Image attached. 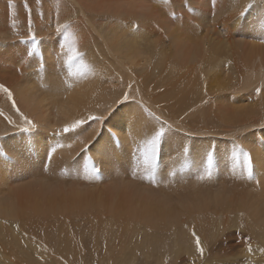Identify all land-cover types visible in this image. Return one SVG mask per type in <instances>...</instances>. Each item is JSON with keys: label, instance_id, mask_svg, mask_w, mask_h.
I'll use <instances>...</instances> for the list:
<instances>
[{"label": "bare ground", "instance_id": "6f19581e", "mask_svg": "<svg viewBox=\"0 0 264 264\" xmlns=\"http://www.w3.org/2000/svg\"><path fill=\"white\" fill-rule=\"evenodd\" d=\"M47 1H48L47 3H50V5H51L54 0H47ZM56 1L57 0L54 1L53 6L57 7V8H59V7L63 8L65 3H68V5H69V3H71L70 8L68 6V8H66L65 10H64V8L60 9V10H63V11H61L62 13H60V15H62L61 16L62 22L68 23L69 20L71 21V19H72V20H74V22L77 21V23L79 25H80L79 22L86 24V29L88 27V29L90 30V31L89 30L86 31L85 27H83L84 29L79 28L80 30L83 29V31L85 30L86 32H88L89 36L87 37V35H88L87 33H86L87 35H84L85 32H83L84 34L80 33L81 34L80 36L84 35L88 39L85 37V40L83 41V42L86 41L85 44L82 42L83 39L80 40L78 38V39H76V41L82 42V44H80V45H82V47L78 46L79 49L81 48V50H79V49L78 50L84 54L85 63L89 65V67L91 68V71L85 77H83L82 79H79V80H76L75 78H72L70 76H65L63 74L65 77V79L63 77V79H64L63 80V79H59V77H60L59 73H58V79L54 78V75L51 78L46 77L45 73L47 75V71H46V69H48V67H47L44 70L45 72L43 73L44 74V76H43V82L44 83L43 84L46 87L45 91L47 93V94H45L44 98H42V99L38 98L37 99V97L32 95L31 92H29V90L22 92V93L20 91H18L17 95L21 98L22 103L24 101V103L26 104L25 106L28 107L29 112L32 113L37 118L36 120H42L44 118L43 120H45L44 122H46L51 117L54 118L53 122H52V119L50 121L52 126L54 127V129L49 128V130H55L58 127H64L66 124L72 123L75 119L84 118L85 116H87L90 113H94V114L103 113L104 118L107 119L108 114L111 117V115H110L111 112L114 113V112L118 111L117 113H115V115L120 116L123 113H125L128 109L132 108L134 110L135 109L134 107H138L137 111L134 110V113L131 112L132 110L130 111L134 115L133 116L129 115L130 118H128L129 122H128L127 126L123 127L124 126L123 121H122V120H124V119H122L123 117L119 118V120L115 123L114 127H116V128L118 127L119 129L117 128L118 131H116V133L112 134L111 138L113 139L114 138L113 135L116 134L115 138L116 139L118 138L117 142L119 141V139H121V142H119V144L121 143L120 145H122V146L120 147L119 144L115 145L117 142L114 143L115 147L117 146L116 147L117 149H115L116 151L111 156L105 155L104 152L102 151L103 146L105 145L102 141V140H104V139H102V137H100L102 140H99V138L97 137L99 142H94L96 144V149H94V151H95L94 153H97V155L91 153V152H93L92 147H91L92 149H90L91 151H88L89 153L92 154V155H90L91 157L95 158L97 156L96 157L97 160H98V154L100 155L99 157L106 156V159H105V157H103L104 160L106 161L108 159L111 162L110 164L114 165L113 161H116L118 158L124 159L126 157L125 158L126 161H129L127 159L128 158L127 154L130 153V151H131L130 147L132 148L133 144H138L139 146H142L144 141L146 139H148V138H146L147 133L146 134L142 133L143 135H145V137L142 136V134H141V132H142L141 127H143L144 123L146 124L145 121H146L147 117L151 118V116L148 115V113H147L148 116L144 113L146 110L144 109L145 110L144 111L142 109L143 107L145 108V105H146L147 108L152 109L153 112L152 111L151 112H152V114L154 113L153 114L154 116L156 114L157 117L160 118L159 120L155 121L156 122L155 126L159 127L161 122H166L168 125H174L177 127V130H175L176 131L175 133H177V135L172 134L173 136H169V137H167L168 135H166V137L168 138V141H167V145L165 144L166 146L163 147V150L165 153H167V150L169 152L173 151L172 153H174L173 155L176 157L174 159L175 164L172 168H174L175 173L181 172V173H179L181 175H182V172H184V173L187 172V171H185L186 169L189 168V170H190V164L192 165V168H194L195 165L203 163V161H204L203 158H205V157L202 158L201 156L200 157L202 159L201 158L199 159V157L196 158L195 154H193V152L191 154H189L191 152V150L195 149V148H192V145L190 144V139L192 138V134L194 132H197L199 135L208 134V133H210V135H213V137H212L213 139H210L209 141H203V142L205 144H207V146H206V147H208L207 149H209V147L211 146V143L215 145V146H213V148L211 150H213V152L215 153L216 159H217L216 155H218L217 153L220 152V154L222 155L225 152L224 150H227L229 147H231V144H230V146L228 145L229 142L225 141L224 139H223L224 141H221L218 138V136H226V135L230 136L231 134H233L234 133L233 127H231L230 130L223 132V131H221L222 126H223V124L228 126V125L233 124L234 122H239L238 117H240L241 114H240V112H237V109L234 108L233 106H231L230 109H228L229 110L228 111L224 107L225 105L223 106L222 104H220L222 102L219 101V98H222V97H219V95L223 94L224 92L227 93L226 91H230V90H233V91L236 90L238 92H242V91L254 92L256 87H258V86L262 87L264 85V43L261 42L262 40H264V26H261L260 20H259L260 13L262 11H264V0H260L259 3L255 4L253 6V10H251L250 13L247 14V15H249L248 17L253 19L252 20L253 26H251L250 30H253L257 33V34H255L253 32L254 36L250 35V36H252V39H253L252 40L253 45H251V43H250L251 46H249V47H251V50H249L250 48H248L247 50L252 51V52L250 55H247V56L242 55V52L244 54V51L246 50V48L244 49V51L242 50V47L243 48L245 47V46H242L244 43L243 44L234 43L233 42L234 40L232 41V36L228 35V34H224L223 37L221 36L222 33L220 32L219 24L216 23L217 22V16H213V18L211 20H204V21L201 20V18H200L201 21L198 19L199 22L198 23L196 22L197 24L195 25L194 22L193 23L189 22V20L186 21V17L187 18L189 17L186 15L184 17L185 20L184 19L183 20H181V19L176 20L175 19L174 21H169V20H167V18H165L166 20L163 21L164 19L162 18V16L165 15L163 12L160 13V17H158L153 12L151 13L150 11H149L150 13L141 12L142 11L141 8L139 11V9L136 8L135 3H133V2H132L133 4L131 3L132 5H134L135 8L133 6H131V4H129L130 0L129 1L127 0L128 4L127 3L122 4L121 2H123V1H120V0H70L71 2H65L68 0H63V2H62V0H58L57 1L58 3ZM60 1L62 2L63 6L61 5ZM208 1L209 0H207L206 2H208ZM219 1H221V0H218V2H217L218 5L220 4ZM43 2H45V1L43 0ZM172 2H173V0H172ZM224 2L221 4V6L223 4H225L226 7H227V5H228V7L230 6L228 8L229 10H231L232 8L235 10V8L238 6L242 7V6L246 5L247 0H227V2H228L227 4H226V1H224ZM43 4H45V3H43ZM43 4H40V5H43ZM58 4H60V5H58ZM0 5H1V3H0ZM4 5H6V4H4ZM180 5H181V3H180ZM189 5L190 4H188L187 6H189ZM208 5H209V3L207 4V6ZM53 6H48V7H53ZM195 6H198V5H195ZM138 7H142V6L139 5ZM224 7L225 6H223L222 9H224ZM1 8H3V7H1ZM37 8H40V6ZM46 9L48 10L47 7H46ZM52 9L55 10L54 8H52ZM142 9H143V7H142ZM180 9H182V8H180ZM188 9L190 10V8H188ZM228 9H226V10H228ZM60 10H58V11L55 10L56 14ZM193 10H195V9H193ZM238 10H239V8H238ZM7 11H8V9H7ZM43 11L44 10H42V12ZM173 11H174V9H173ZM181 11H183V10H181ZM198 11H199V9H196L194 11V12H196L195 13L196 15H197ZM207 11L209 12V10H207ZM223 11L224 10H222V12ZM235 11H237V10H235ZM190 12H192V10ZM49 13H50V11H49ZM49 13H48V15H49ZM162 13H163V15H161ZM183 13H184V11H183ZM202 13H204L203 10H202ZM9 14L10 13H8V15ZM46 14H44V15H46ZM206 14H208V13H206ZM209 14H210V12H209ZM223 14H225V13H223ZM1 15L2 14H0V17H1ZM5 15H7V14H5ZM5 15H3V16H5ZM15 15L17 16V15H19V13L15 14ZM221 17H222V15H221ZM221 17H219V18H221ZM1 18L3 19L4 17H1ZM159 18H160V20H162V19L163 20L160 21ZM224 18L225 17H223V20H224ZM238 18H235V19H238ZM195 19H197V17H195ZM195 19H193V20H195ZM6 20H7V18L5 17L4 21H6ZM44 20H47V19L45 18ZM226 20H227V16H226ZM238 20H240V18ZM11 21H14V20H11ZM11 21H8V22H11ZM232 21H235V20L232 19ZM247 21H245V24ZM42 22H43V20H42ZM71 22H72V24H74L73 21H71ZM133 22H135L136 24H139V26H140L139 29L136 30L135 32H133L131 30V25ZM70 23H69V25H70ZM224 23H226V22H224ZM230 23H228V24H230ZM233 23L236 25V23L238 24L240 22H236V23L233 22ZM3 24H2V26H5V23H3ZM83 24H82V26H83ZM249 24H251V23L249 22ZM82 26H79V27H82ZM220 26H221V24H220ZM239 26L240 25L238 24V28H239ZM5 27H7V25ZM225 27H227V25H225L224 28ZM245 27L246 28H243V29L248 30L247 24ZM7 28H6V30H7ZM224 28L222 27L223 30H224ZM230 28H232V27H230ZM230 28H229V30H230ZM45 29L48 30L47 27ZM3 30H4V27H3ZM6 30H4V32ZM237 30H239V29H237ZM242 30H240V32ZM250 30H248V31H250ZM6 32H9V31H6ZM224 32H226V31H224ZM233 32L234 31H232L231 34H233ZM238 32L239 31H237V33ZM245 32H247V31H245ZM9 33H11V31ZM241 33L243 34L244 31ZM248 33L249 32H247V37L249 38L250 36H248L249 35ZM244 34H246V33H244ZM12 36L13 35H11L9 37V35H8V37L13 40L14 38ZM43 36H44V32L42 35H40V37L44 38L45 36L44 37ZM84 36H82V37H84ZM77 37H79V35ZM244 37H246V36H244ZM45 38H47V37H45ZM11 39L9 41H12ZM47 39H50V37ZM51 39H50V41H51ZM13 41H12V43H13ZM235 41H236V39H235ZM3 42H5V41L3 40L2 43ZM244 42H245V40H244ZM2 43H0V44H2ZM15 45L18 46V44H15ZM51 45H52L51 47L53 49L54 46H53V44H51ZM8 48L9 47L7 45V49ZM12 48L14 50L13 46H12ZM46 48H47V46H46ZM7 51H4L5 55H4V52H2V54L4 55L3 58L6 57ZM9 51H11V49ZM16 51H17V49H15L14 52L12 51V53L8 52L9 56L7 55V57H9V60L12 61V59H14V57H12L11 54L15 53ZM58 51H56V52H58ZM17 52H16L15 59L18 61L19 57H18ZM49 53H50V51H47L48 55H52L51 54L52 51L50 54ZM13 56H14V54H13ZM19 56H21V55H19ZM17 57H18V59H17ZM43 58H45V57H43ZM61 58L63 59V57H61ZM53 59H56V58L53 56ZM16 60L14 61V63L16 62ZM2 61H1V63H2ZM4 61H6V60H4ZM61 61H63V60H61ZM53 62L58 63V59L55 61L53 60ZM3 63H6V62H3ZM8 63L9 62L7 61L6 64H8ZM10 63L13 65L14 68H17V69L20 68V66H21V65L20 66L18 65V67H17L18 63L17 64L15 63L16 65L14 66L13 61ZM26 64L31 69V67L28 65V62ZM26 64H24V66L26 67V71H27L28 67L26 66ZM29 64L33 65L34 63L32 64V62H31ZM3 65H4V67H3ZM8 65L10 66V64H8ZM49 65H51V64H49ZM59 65H61V63ZM0 67L4 68V69L0 68L3 71H5V69H7V68L9 69V67H7V68L5 67V64H2ZM13 67L11 66L12 73L14 71ZM34 67H36V66L34 65ZM53 67L57 68L54 65H52V67L50 66V68H53ZM21 68L18 69L20 75H21L20 72H23V69H24V68H22V71H21ZM66 68H63V67H61V69L58 68V72L60 70V73L66 74L67 73ZM224 68H225V71L227 72V74L230 73V76H228L229 78H221L222 75L225 74V73L223 74ZM33 70L31 72L27 71V74L29 73V75L27 77L30 79H32V76L30 75V73H33L34 72ZM48 70H50V69H48ZM51 70L49 72H51ZM55 70L57 71V69H55ZM61 70H65V72L64 71L61 72ZM38 72H39V70H38ZM52 72H54V70H52ZM3 73H0V76H2L1 74H3ZM36 73H37V71H36ZM36 73H34V74H36ZM39 73H41V71ZM39 73L36 74V76L39 75ZM5 74H8V72L7 73L5 72L3 74V76H5ZM15 74H16V69H15ZM43 74H41V76ZM50 74L52 75V73H50ZM50 74H48V75H50ZM227 74H225V75L227 76ZM20 75L19 76L16 75V76L20 78L21 77ZM24 75H25V73H24ZM22 77H23V75H22ZM24 77L26 78V75ZM19 78H17V79L20 80ZM28 78H26L25 80H27ZM33 78H34L33 83L38 84L37 82H40V81H37L38 78H36L35 76ZM30 79L27 80V81H29V83L32 81V80L30 81ZM35 79L37 82H35ZM235 79L237 80L238 83L236 82ZM18 80H17V82H19ZM23 80H24V78H23ZM39 80H40V78H39ZM233 80H235V82H236L235 84H234ZM25 83H21V84L18 83V84L21 87L22 84H24V86H25ZM69 85H71V87H69ZM128 85H131V90H129V88L127 87ZM36 87H37V85H36ZM41 87H43V86H41ZM22 88H23V85L20 89H22ZM38 88L39 87H37V90H38ZM18 89H19V87H18ZM27 89H29V88H27ZM30 90H31V88H30ZM42 90H44V89L42 88ZM45 91L43 93H45ZM124 92L129 93V99L128 100H130L135 94H139V98L141 99L140 103H142L141 109L144 112L140 111L141 109L138 105L135 106L136 104L132 105V103H130L128 105L130 108H128L126 106L128 109L125 106L119 107L120 104L124 101L123 97H122V93H124ZM38 93H40V92H38ZM261 93H264V92L262 91ZM253 97H254V95H253ZM236 98L237 97H235V99ZM252 101H253V99H252ZM147 102L151 103V105L148 104ZM243 105L244 104H242V106ZM248 105H249V103L247 105L245 104V106H248ZM17 107H18V105H17ZM118 107H119V109H118ZM153 107H155V108H153ZM10 109L12 110V108H10ZM246 109H248V108H245V110ZM249 109H251V107H249ZM257 109H259V108H257ZM8 110L9 109H7V111ZM13 110L15 111V109H13ZM251 110L253 111V107ZM7 111H6V113L9 112V111L8 112ZM12 111H10V113H9L10 115L8 114L9 118H10V116L13 117V115H11V114H13ZM51 112H52L53 116H51ZM127 112L129 113V111H127ZM193 112H196V114H194ZM30 113H29V117L30 116L33 117L32 115H30ZM244 113H246V115L248 114V112H246V111H244ZM257 114H259V112ZM153 115H152V117H154ZM182 117H183V119H182ZM251 117H252V115H251ZM11 118H10V120H11ZM14 118H16V117H13L12 120H14V122H15V120L17 118L16 119H14ZM262 119H261L262 121L261 120L260 121L264 124V118L262 117ZM43 120L41 122H43ZM0 121L4 122L3 119L2 120L0 119ZM19 121L20 120L17 119L16 122L19 123ZM109 121H111V120H109ZM113 121H112V123H114ZM35 122L36 121H34V123ZM147 122H148V120H147ZM152 122H154V118H153ZM4 123H3V125L0 124V126L2 125V127H0V128H2V130L0 129L2 131V132L0 131V135L3 132L7 131L6 130L7 128L5 129V127H3V126H5L6 124H9V123L8 122H4ZM36 124L38 125L37 126L38 128L35 127V129L33 128L29 131L31 133L32 130H35L34 134L37 131L36 132L37 135H35V136L33 133H31V136H33L35 138H37L38 136L40 137L39 134L41 131L39 132L37 129L42 128L43 130L45 129L44 131H46V129L48 130V128H45V127H47V126H45V124H44L45 127L42 124L39 125V122ZM109 125H112V124L110 123ZM8 126H12V125H8ZM8 126L6 125V127H8ZM39 126H42V127H39ZM248 126L249 125H247V127ZM25 127H27V126H25ZM97 127H99V125ZM8 128H9L8 130L13 132V130H11L10 127H8ZM120 128H124V129L122 130ZM219 128L221 130H218ZM97 129L99 130V128H97ZM97 129H96V131H98ZM106 129H108V128H106ZM112 129H113L112 131L114 132L115 128H112ZM171 129H172V127H171ZM119 130H120V132L122 130L123 133L126 134V138L123 136H122L123 138H120V136H118L120 134ZM166 130L170 131V129H168L167 127H166ZM171 131H174V130H171ZM12 132H10V133H12ZM38 132H39V134H38ZM103 132H102V135L104 134ZM117 132H118V135H117ZM256 133L258 135L259 131ZM260 133H261V131H260ZM261 134H259V135H261ZM120 135H122V134H120ZM210 135H207V136H210ZM66 136H68V135H66ZM91 136H93V135H91ZM81 137L82 138H79V137H77V138L75 137V138L79 141L80 139L84 138V134ZM87 137H89V135ZM171 137L173 138V140L171 139ZM241 137H242V135H241ZM262 137L263 136H261V138H260L261 140L263 139ZM103 138H105V137H103ZM124 138H125V141H124ZM257 138H258V136H257ZM90 139H91V137H90ZM93 139H95V137ZM93 139H91V140H93ZM246 139H248V138L244 137L241 139L243 141V144H245L244 142ZM259 140H256V141L258 142ZM2 141H4V140L2 139L0 141V143H1L0 145L5 146V145H2V143L5 144V142H7V141L6 140H5V142H2ZM11 141L8 140L9 143ZM19 141L23 142L24 140H18L17 143ZM64 141H65L64 143L62 142L63 147H67L68 144L71 145L73 143H75V145L81 144L80 142L79 143L71 142V144H70L71 139L69 137L67 139H65ZM106 141H107V139L105 140V142ZM173 141H174V143H173ZM34 142H35V140H29V143H31L30 144L31 147L29 146L30 147L29 151L32 148H34ZM125 142L129 143L130 145L127 144L125 147V144H126ZM259 142L264 143L263 140L259 141ZM27 143H28V141L26 143L24 141L23 144L25 145V147L23 144H22L23 146L22 145L21 146L26 148ZM45 144H46V142H45ZM50 144L48 141V144H46V145L51 146ZM182 144H186L189 146V150L186 153V155H185V153H183V151L181 149ZM7 145H9V144H7ZM10 145H11V143H10ZM12 145L13 146H9V147L7 146L8 148L6 146L5 147L8 150L10 147L11 148L15 147L14 146L15 144H12ZM69 145H68V147H69ZM78 145L71 146L70 148L74 149ZM138 145H136V146H138ZM246 145H247L246 148L250 149L253 153L260 151V145H259V148H254V149H253V146L249 142ZM21 146H20V148H21ZM47 146H45L44 149H42V150H49V148L46 149ZM118 146H119V149H121L120 150L121 152L118 150ZM123 146L126 150H128V153H126V154L124 153L127 151H124L125 149L124 150L122 149ZM5 147H3V149ZM18 147H15V148H17L19 153H21V152L23 153L24 150L26 152V150L28 149V148H26L20 152L19 151L20 149H18ZM63 147H61V148L63 149ZM80 147L81 146L79 145L78 148H80ZM82 147H83V145H82ZM200 147H201V149L199 148L200 150L205 148V146H203V148H202V146H200ZM70 148H68L69 150L64 149L63 153L65 151H68V154H70L71 152H69V151H73ZM78 148H75L74 151H77ZM136 149H137V147L135 149H132V150L135 151ZM12 150H14V148L11 149V152H12ZM15 150L13 151V153H17V151H15ZM79 150H81V149H79ZM79 150H78V152H79ZM9 151H10V149H9ZM55 153H57V152H55ZM58 153H59V150H58ZM63 153L61 151V154L59 155V157L61 155L63 156ZM89 153L87 154V156L89 155ZM134 154L135 153L133 152V155ZM187 154H188V156H187ZM39 155L42 156L41 152ZM43 155H45V153ZM74 155L75 154H73V155L71 154L69 157L74 156ZM64 156H68V155L64 154ZM158 156H160V155H158ZM184 156H187L186 160H184V158H185ZM59 157H58V159H59ZM69 157H68V159H69ZM189 157L190 158H194V157L196 158L194 160L192 159V161H194L193 162L194 164L192 162L190 164L188 163ZM218 157H219V159H221V161L216 162V164L214 163L215 167L218 166V168H219V164L223 160L222 158H225V157L227 158L225 163L227 164V162H229V161L231 163V160H228V158H229L228 156H225V157L221 156V158H220V155H219ZM54 158H57V155H55ZM83 158H84V156L80 157V159H83ZM87 158L88 157H85L83 160V163L85 165L81 164L82 162H80V163L78 162L79 163L78 166H80V165L81 166L83 165L82 167H87V165L93 166L92 165L93 163L90 164V161L92 159L89 157L88 159H91V160H88V162H87V160H86ZM159 158H162V157L160 156ZM159 158H158V160H159ZM2 159H3V156L0 157V160L3 162V160L5 158L3 160ZM38 159L39 158L37 157V160ZM65 159H63V160H65ZM74 159H75V157H74ZM96 159L95 160L93 159V161H94V163L97 164V165L96 164L95 165L98 167V162ZM41 160H39L40 161L39 164L42 161H44V159L42 161ZM85 160L87 163H85ZM102 160L103 159H101V158H99V160H98L99 166L105 168L104 171L101 173H103V174L107 173V178L110 177V179L112 177H115V176H113L114 174H111L112 177L108 176V172H110L108 170L109 167L107 166L108 169H106L107 167L105 166L108 163L106 164V162H107L106 161L105 165H104L103 164L104 162L102 163ZM1 161H0V163H2ZM6 161L9 162L8 160H4V163H2L3 165L1 166V164H0V166L3 168L5 165L7 167V164H9L8 167L12 168L10 166L11 163H7ZM52 161H54V160H52ZM78 161H81V160H78ZM93 161H91V162H93ZM126 161H123V162L126 163ZM224 161H225V159H224ZM10 162H12V161H10ZM66 162H68V161H66ZM66 162H64V163H66ZM71 162H72V160L70 161V164L73 163V162L72 163ZM205 162H206V160H205ZM37 163H38V161H37ZM37 163L36 164L34 163L36 165V167H37ZM222 163H223V165H221ZM222 163L220 164V166H221L220 169H222V167H224V166H225V168H226V166H229V165L224 164V162H222ZM39 164H38V167H39ZM75 164H77V162ZM75 164H73V166L72 165L69 166L68 163H66L64 165L65 167L63 166V168H65V170H69L68 166L70 167V170H69L70 173L68 171L62 170V172L64 171V175H65L64 177H68L69 174H71L73 172L74 174L77 173V174H75V175H77V177H78V175L83 177L84 182H85L86 181L85 176H84L85 172L84 173L82 172V171H85L84 170L85 168L81 171L82 173L79 172V174H78L80 167L77 169L78 171L76 170L77 171L76 172L74 170L75 168H73ZM101 164H103L105 167ZM127 164H128V162H127ZM157 164H158V161H157ZM157 164L155 166L156 170L158 168H160V166L158 165L159 166L158 167ZM53 165H51V166H53ZM123 165H125V164H123ZM57 166H58V164H57ZM38 167H37V169H38ZM75 167L77 168V165H75ZM117 167H119V166L117 165ZM120 167H123V166H120ZM120 167L117 168V170H119ZM127 167H128V165H127ZM127 167H123V169L125 168V171L128 169V171L132 172V170L130 168H127ZM134 167H135V165H134ZM134 167H132V168H134ZM57 168H59V167H57ZM66 168H68V169H66ZM88 168H90V167H88ZM103 168H101V170ZM112 168H113V172L116 173L117 170L114 171V169H116L115 166H113ZM3 169H5V167ZM3 169L0 168V171H2V172H0L1 174L3 172H5V171H3ZM71 169H72V171H71ZM143 169L144 168L142 166V169L139 170V173ZM169 169H170V166H169ZM215 169H214V172L215 171L218 172V176L223 177L224 173L222 174L221 172H224L225 170L224 171L220 170L221 172H219V169H216V170ZM19 170H21V169L16 168L17 172H20ZM28 170H29V168L27 169V171ZM49 170H50V168H49ZM120 170L122 171V169H120ZM120 170H119V172H120ZM16 171L14 172L15 175L13 176V179L16 176V179H14V180H19V179L21 180V178L17 179L18 178L17 176H19L20 174L17 173ZM58 171H59V169H58ZM105 171H107V172H105ZM125 171H124V173H125ZM174 171H171V172L174 173ZM200 171H202V170H200ZM8 172L10 173V175H7V174H9ZM8 172H7V174L5 172V175H7L8 178L12 177L13 170L8 171ZM66 172H68V174H65ZM136 172H138V170ZM142 172H144V170ZM191 172H192V170H191ZM194 172H193V174L196 173V172L195 173ZM29 173L31 174V170H30V172L29 171L27 172V174H29ZM50 173H52V171ZM80 173L83 174V176ZM101 173H97L98 175L97 174L96 175L101 177V175H102ZM118 173H117L116 179L114 180V184L117 185V182H118V185L121 186L122 184L120 185V183L123 182L122 180L125 179V181H126V176H125L126 173L124 174V173L120 172L121 176ZM161 173L162 172H160V171L158 172V174H161ZM220 173L222 175H219ZM1 174H0V177H1ZM25 174L26 173H24V174L22 173V175H20V176L21 177L23 176L24 179H26L27 175L25 178V176H24ZM45 174L47 175L48 172ZM123 174H124L125 178H124ZM155 174H156V172H155ZM2 175H4V173ZM32 175H33V173H32ZM66 175H68V176H66ZM109 175H110V173H109ZM127 175H129V174H127ZM131 175H132V173H131ZM227 175H229V174H227ZM4 176L1 177L2 179L0 178V183L8 181V185H9V183L11 184L10 179H12V178L8 179L6 176L5 177ZM34 176L37 177L36 174ZM58 176L59 175H57L56 177H58ZM70 176H72V175H70ZM95 176H94V178L97 181V179H96L97 176L96 177ZM104 176L106 177V175H104ZM104 176L102 175V178H100L103 180L99 181V179H98L99 182L98 181L97 182L98 183H100V182L102 183V181L105 182ZM119 176L120 177L123 176L122 179ZM141 176H143V175H141V173H140V177H139L140 179H141ZM144 176H145V174H144ZM156 176H155V180H156ZM165 176H166V174H165ZM184 176L186 177V175H184ZM215 176H217V173L215 174ZM218 176H217V178L220 179V177H218ZM29 177L31 178V176H29ZM81 177L78 181H76L75 180L76 178L74 179L73 177H72L73 179L70 177H69V179L76 181V184H78V185H75V184L74 185L77 187L80 185L81 182H83ZM3 178L4 179L7 178V179L3 180ZM118 178L121 179L120 183H119ZM128 178H130V176ZM157 178H159V175ZM175 178H176V176H175ZM188 178H190V176ZM13 179H12V181L14 183L15 181ZM52 179H56V178H52ZM58 179L60 181V178H58ZM91 179H93V178H91ZM91 179H90V181L92 182ZM117 179H118V181L116 182ZM160 179H162V178H160ZM182 179H183V177H182ZM184 179H187V178H184ZM216 179H215V181H216ZM61 180H63V179L61 178ZM65 180L68 181V179H64V181ZM163 180H165V179L163 178ZM193 180L194 179H192L191 181H193ZM233 180H235V181H233ZM233 180L231 178V182L232 181L233 182L228 183V185L234 184L235 186L238 187V185H236L237 179L233 178ZM38 181H40V180H37V182L36 181L35 182L38 183ZM45 181L43 183L47 182V184H48V181H46V182ZM79 181H80V183H78ZM108 181L109 180H107V182ZM131 181H133V180H130V182ZM226 181L228 182V179H226ZM35 182H32V183H35ZM84 182L81 184V185H85V187L83 188L84 190L82 192L86 191L85 189H86L87 185H86V182H85V184H84ZM88 182H89V179H88ZM88 182H87V184L89 185L90 182L89 183ZM193 182L197 183L198 181H196V179H195V181H193ZM5 183H3L4 186H5ZM25 183H26V185L28 184V182H25ZM25 183L23 182V184H25ZM29 183L31 184V181H29ZM54 183H56V182L54 181ZM66 183H68V182H66ZM92 183L97 185V183H95V182H92ZM92 183H90V184L92 185ZM111 183L109 185H107V188H108V186L110 187ZM212 183L209 180L208 184H212ZM263 183L264 182H262V184ZM3 184H0V186H2ZM40 184H41V181H40ZM47 184H45V185H47ZM61 184H62V182H61ZM94 184L92 185V188H91L93 191L97 190L94 188V187H97V186H94ZM103 184L104 183H102L101 185L103 186ZM131 184H132V182H131ZM173 184H175V183L173 182ZM177 184H179L178 187L181 185L180 183H177ZM185 184H184V186H186ZM188 184L186 187H188L190 190V186H188ZM197 184H199V183H197ZM215 184L216 183L214 182L212 185H214L216 187ZM237 184L240 185V183H237ZM247 184L249 186L246 185L247 188H245L244 185L241 183V186L243 185L242 186L243 190H244V188H245V190H247L248 187L250 188V186H252L251 182H249ZM262 184H260V185H262ZM21 185L22 184H20V186ZM154 185H155L154 188L158 187V185H156V184H154ZM225 185H226V183H225ZM9 186L6 185L5 187L9 188ZM20 186L17 185L16 187H20ZM50 186H53V185L50 184ZM111 186H114L113 183ZM145 186H147V185L145 184ZM208 186H210V185H208ZM211 186H210V189L213 188V186H212V188H211ZM16 187H15V190H16ZM47 187H49V186L47 185ZM76 187H74V188H76ZM79 187H77V188H79ZM128 187H130V185ZM169 187H171V186H169ZM198 187L199 186L193 187L192 190L188 191V192L186 191L188 189H185V188L183 189V187L182 188L179 187L180 191H181V189H183V190H185V192L183 194H181L180 191L176 189V191H178V193H180V196H178L179 194L177 195V192H176L175 194L178 197H176L175 199H173L171 196L165 195V194L130 192V193H128V196H127L128 197V203L126 205H123V203L121 204L118 201V199H119L118 196L122 195L121 193H125V191H123L124 189L123 188H122L123 190L110 189L111 192L109 191V195H112V201L115 203H112L109 206H105L104 202L101 199H99V196H97L95 198L89 197V200L88 199L86 200V199H84L85 196L80 192L53 193V192H48L46 190L36 191L32 188H27V187H26L27 189L25 191H23L25 193L17 194L18 192L10 191V190L7 192H0V264H184V263L190 264L192 257L196 255L195 249H194V243H193L192 237H191V231L193 230V228H194L195 232L197 233V235L201 238V241H202V243L206 249L204 258L211 255L212 260H214L213 262L208 263V264H213L214 262H215V264H222V263L225 264V261H227V260H230V262L228 264H235V262L237 260H239L241 257L246 258V260H252L254 262V264H259L260 258L262 256L258 255L259 252L255 251V249H257L259 247H264V203H263L264 193L261 192L262 190H264V188H261V190H259L257 192H255V191L260 187H258L257 189H253V190H255V191H253V193H252V190H250V191L248 190L249 192H247L245 190L244 191L241 190L239 193L240 195H238L239 197L237 196L238 198H236L235 197L236 195H233L234 189H232V188L231 189L229 188L230 191L233 190L232 192H230L231 194H229L228 192H227L228 194H226L225 191L223 193V191L220 190L218 186H217L218 189L216 192H215V190L217 187L216 188L214 187V189H212L210 192V191H208L209 188H207L205 186V190L207 188V192H205V193L203 192V188L200 189ZM252 187H251V189H252ZM254 187H257V186H254ZM2 188H3V186H2ZM11 188H12V186H11ZM77 188H76V190L75 189L74 190L80 191L82 189V186L80 187L81 188L80 190H77ZM103 188H105V186ZM239 188H240V186H239ZM0 189H1V187H0ZM3 189H5V188H3ZM3 189H2V191H3ZM60 189H61V187H60ZM69 189L71 190V188H69ZM240 189H242V188H240ZM226 190H228V189L226 188ZM71 191H73V190H71ZM169 191H172V190H169ZM213 191L215 193L211 194ZM88 192H86L85 195L88 194ZM96 192L94 194H96ZM234 192H236V191H234ZM238 192L239 191H237L235 194H238ZM241 192H243V194L246 195V198L240 197L241 195H243ZM251 193H252V195L249 196ZM247 194H249V195H247ZM20 195H26L24 197L25 202L21 203L20 201H18L20 198ZM90 195H91V193H90ZM231 195H233L234 197H232ZM90 198H94V199H90ZM17 225H19V228H20L19 232H17V230H16ZM185 225H187V227H185ZM230 230H236V231L238 230L237 234H239L238 233L239 231L241 233H240V235L236 234L237 236H235L232 234V232ZM227 231H228V233H227ZM25 233H27V237L24 236ZM32 237H35L34 242L31 240ZM247 237L251 238L252 246L254 249V253L251 256H249L247 254L246 246L243 243V238H247ZM25 243L28 245L27 248L24 247ZM45 247L47 248L46 252L43 251V248H45ZM223 251H226V252H224L226 254V256H223V258H221V257L216 258L217 254L223 253ZM228 252H230L229 256L227 255ZM38 255L43 256V261L37 259ZM183 256L188 257V258L183 259L182 258ZM79 260H82V262L80 263ZM201 261H202L201 259H197L196 264H198ZM238 264H244V263H238Z\"/></svg>", "mask_w": 264, "mask_h": 264}, {"label": "rangeland", "instance_id": "374dc122", "mask_svg": "<svg viewBox=\"0 0 264 264\" xmlns=\"http://www.w3.org/2000/svg\"><path fill=\"white\" fill-rule=\"evenodd\" d=\"M1 2V5H0V14H2L1 15V17H6L7 18V22L6 21H4V18L2 19L1 17H0V43H2V41L4 40L5 42H3L2 44H0V63H1V61L4 59V60H6V61H2V63L0 64V66L2 65V64H5V67L7 68V67H9V69L7 68V69H5V71H3V70H1V69H4L3 67H4V65H3V67H0L1 69H0V73H7L8 72V74H5V76H3V74H1L2 76H0V85H4L5 87H7L10 91H12V93H13V95H14V99L16 100V102L18 103L17 105H18V108L23 112V114L28 118V119H31V121L34 123V121H36L34 124H36V123H38L39 122V125L40 124H42L43 126H44V124H45V126H47V127H45V128H48V130L46 129V131H44L42 128H40V129H37L39 132H40V134H39V132H38V134L40 135V137L38 138H35V137H33V136H31V133H33L34 134V131L35 130H32L31 131V133L29 132V131H23L22 129L25 127V126H27L28 127V125H26L25 123H24V121L20 118V116L17 114V112L16 111H14L13 110V108L11 107V102L10 101H8L7 100V98H6V95L4 94V93H2V92H0V113H2V115H0V119L2 120H4V122H8L9 120H10V118L12 117V116H10V118H9V113H10V111H12V113L13 114H11V115H13V117H16L17 119H19L20 121H19V123H17L16 121H17V119L16 118H14V119H16L15 120V122H14V120H12L13 119V117L11 118V121H12V123L10 124L9 122V124H6L7 126L8 125H12V126H8V127H10V129L11 130H13V132L12 131H10V130H8L9 128L8 127H6V125L5 126H3V127H5V129L7 130H5L4 128V130L6 131V132H3L1 135H0V141L3 139L4 141H2V142H5V140L7 141V142H5V144H3L2 143V145H7V144H9V145H7L8 147L9 146H13L12 144H15L14 146L15 147H18V149H20L19 151L21 152L22 150H24V149H26V148H28L27 150H26V152H25V150H24V152L22 153H19L18 152V150H17V148H15V147H13L14 148V150L15 151H17V153H13V151L14 150H12V152H11V149H13V148H9L10 149V151H9V149L7 150V148L5 147V146H1L2 148L3 147H5L3 150H4V153H5V155L7 156V157H9V159H8V161L9 162H7V163H11L10 164V166L12 167V168H9L8 167V165L9 164H7V167H6V165L4 166L5 167V169H3L1 166L3 165L2 163H4V158L5 157H3V162L2 163H0L1 164V166H0V168L1 169H3V171H5L6 172V174H7V172L8 171H12L13 170V175H12V177H9V178H12L13 179V176L15 175L14 174V172L16 171V168H20L21 170H19L20 172H17V173H19L20 175H22V173L24 174V173H26L24 176H25V178H26V175H27V178L26 179H24V177L22 178L20 175L19 176H17L18 178L17 179H19V178H21V180L19 179V180H14V179H16V176H15V178L13 179L15 182L13 183V181H12V179H10V181H11V184L9 183V185H8V181L5 183V182H2V183H0V184H3V183H5V186L7 185V186H9V188L8 187H5L4 186V184L2 185L3 186V188H5V189H3L2 188V186H0L1 187V189H0V192H7V191H15V192H18L17 194H19V193H25V192H23V191H25L27 188H32V189H34V190H36V191H38V190H46V191H48V192H53V193H75V192H80V193H82L84 196H85V198L84 199H88L89 200V197H97V196H99V199H101L103 202H104V205L105 206H109L110 204H112V203H115V202H113L112 201V195H109V191H110V189H115V190H123V191H125V193H121L122 195H119L118 196V201L122 204L123 203V205H126L127 203H128V193H130V192H137V193H151V194H155V193H157V194H165V195H169V196H171L173 199H175L176 197H178V196H180V193L181 194H183L184 192H185V190H183L184 188L185 189H188V190H186L187 192L188 191H191L192 190V188L193 187H197V186H199L198 188H200V189H202L203 188V192L205 193V192H207V188H209V190L208 191H210L211 192V190L212 189H214V185H212L214 182L216 183L215 185H216V187L218 186L219 187V189L220 190H222L223 191V193H224V191H225V193L226 194H231L230 192H232L233 190H231L230 191V189L232 188V189H234V191H239L238 192V194H235L236 192H234L233 191V195H236L235 197L236 198H238L239 196L238 195H240L239 193H240V191L241 190H243V185H244V187L245 188H247V186L246 185H248L247 183H249L250 181H241L239 178H235V179H237V182H236V185H238V187L237 186H235L234 184H231V185H228V183H232L233 181H235V180H233V178L232 177H230V175H227V174H229L228 173V171L226 170L227 169V166H226V168H225V166L224 167H222V169H220V164L222 163V162H224V164H226L225 162H226V160H227V158L225 157V156H228V157H230V149L229 148H231V147H229L227 150H224L225 152L221 155L220 154V152L219 153H217L218 155H216L217 156V159H216V157H215V153H214V163L216 164V162H220L221 161V159H219V155H220V158H221V156L222 157H225V158H222L223 160H222V162L219 164V168H218V166H216L215 168L216 169H219V172H221L220 170H225L224 172H221L222 174H223V177L222 176H218V172H216L217 173V176L218 177H220V179L219 178H217V176H215V172H214V175H213V179L212 180H210L211 181V183L212 184H208L209 183V180L207 181V180H205V181H200V180H198L196 177H197V174L199 173V171L200 170H203V166H204V164L206 163L205 162V160H206V156H205V150H208L207 148L208 147H206L207 146V144H205L203 141H209L210 139H213L212 137H213V135H210V133H208V134H202V135H199L197 132H194L193 134H192V138L190 139V144L192 145V148H195L194 150H191V152L189 153V154H191L192 152H193V154H195V157L197 158V157H199V159L202 157H205V158H203V163H201V164H198V165H195L194 166V168H192V165L190 164L191 162L193 163L194 161H192V159L194 160V159H196L195 157L194 158H188L189 160H188V163L190 164V170H189V168L188 169H186L185 171H187V172H182V175L184 174V175H186V177L183 175H181V174H179V173H181V172H179V173H175V171H174V168H172L173 166H174V164H175V157L176 156H174L173 154L174 153H172L173 151H171V152H169L168 150H167V153H165L164 152V150H162V155H160L162 158H159L160 156H158V158H159V160H158V158H157V161H158V164H157V161H156V164H157V166L159 165L160 166V168H158L157 170L155 169V172H156V174H155V172H154V175L156 176V181L158 182V187H156V188H154V184H152V182L151 181H149L148 179H145L144 178V174H145V172H142L143 170H141V175H143V176H141V179L139 178L140 177V173H139V170L140 169H142V166H141V168H138V169H136L135 167H134V165H133V167L134 168H130L131 170H132V172H130V171H128V169L125 171V168L123 169V167H127V162L128 161H126V157L124 158V159H122V158H118L116 161H113L114 162V165H112V164H110L111 162L107 159L106 161L104 160V158L103 157H105V159H106V156H103V157H99L100 155L98 154V160H99V158H101V159H103L102 160V163L105 165V162H106V164L107 165H105L106 167L108 166L109 167V169H108V167L106 168V169H108L110 172H108V176H111L112 177V175L111 174H114L113 176H115V177H112L111 179H110V177L109 178H107V173L106 174H103V173H101V172H103L104 171V169L105 168H103V167H100L99 166V161L96 159V157L95 158H93V157H91L90 155H92V154H96L97 155V153H94L95 151H94V149H96V144L94 143V142H96L97 140H98V138H99V140H102V139H104V140H102L103 141V143L105 144L106 142H105V140L107 139L108 140V138L109 137H111V135L112 134H114V133H116V131H118V129L116 128V127H114V125H115V123L119 120V118H121V117H123L122 119H124V120H122L123 121V124H124V126L123 127H125V126H127V124H128V118H130V116L129 115H131V116H133L134 114H132L131 112H133L134 113V110L135 111H137V108L138 107H134L135 109L133 110L132 108L131 109H128V108H130L128 105L130 104V103H132V105H134V104H136L135 106H139L140 107V109H141V104L142 103H140L141 101V99L139 98V94H135L130 100H127V101H123L121 104H120V106L119 107H126L127 109V111H129V113L126 111L125 113H123L122 115H115V113H117V112H111L110 113V115H111V117L109 116V114H108V120L107 119H105L104 120V123L103 124H97L96 122H94V121H90V122H88L87 124H85L83 127H85L86 129H87V131L84 133V140L87 142V144H88V146H89V151H91L90 149H92V151L93 152H91V153H89V152H87V154L89 153V155L87 156V154H85V153H83V151H82V149H83V147H82V145L81 144H79L81 147L80 148H78L79 147V145L78 144H76V145H78L77 147H75V148H78V150L79 149H81V150H79V152H78V150L77 151H74V149H71L70 147H68V145H67V147H63V149L61 148V147H58L57 148V145H60V144H62L63 145V143L65 142L64 140L65 139H67L68 137L71 139V141H70V144H71V142H76V143H79L80 142V140L78 141L76 138V136H73L72 134H63V133H61V134H57V132H56V129H58V128H63V127H58V128H56L55 130H49V128H51V129H54V127L52 126V124H51V119H52V122L54 121V118H52L51 116H53L52 115V112H51V118L49 119V120H47L46 122H44L45 120H43V122H41L42 120H36L37 118L32 114V113H30L29 112V110H28V107L27 106H25L26 104L24 103V101H23V103H22V100H21V98L17 95V92L18 91H20L21 93L22 92H25V91H28L29 90V92H31V94L32 95H34L35 97H37V99L39 98V99H42V98H44V96H45V94H47L46 93V87H45V85L43 84L44 82H43V76H44V72L45 71H41V73H39L40 72V69H39V65H40V62H41V60L43 59H45L44 61H46V66H45V69L48 67V69H52V70H54V72H52V70H51V72H49L50 70H48V69H46V71H47V75H46V73H45V76L46 77H52L53 75H54V78H56V79H58V73H59V79H63V77H64V75L65 76H68V75H66L65 73H60V70H59V72H58V68H60L61 69V67H63V68H66L67 67V65L66 64H64L63 63V61H61V60H63L62 58H59L58 59V63L60 64L61 63V65H59L58 63H56V62H53V60L55 61V60H57V53H59L60 52V49H59V47L58 46H56V44H55V42L57 41V39H59L60 40V42L62 43L63 42V37H62V35L61 36H57V34H56V32H55V28H56V22L57 21H59L60 23H66V22H62V15H60V13H62L61 11H63V10H60V9H63L64 8V10L66 9V8H68V6H69V8H70V6H71V3H69V5H68V3H65V5H64V7L63 8H57V7H54L53 6V4H54V1H53V3L50 5V3H47L48 1L47 0H44L45 2H43V3H45V4H43V5H40V4H36L35 2H34V0H11V3H13L14 5H15V8L14 9H11V8H9V3H10V0H0ZM58 1V0H57ZM56 1V2H57ZM120 1H123V2H121L122 4L123 3H127L128 1L127 0H120ZM147 3H146V2ZM187 1V2H186ZM173 0V2H172V0H130L129 1V4H131L132 2L133 3H135L136 4V8H138L139 9V11H140V8H141V12H145V13H155L158 17H160V13L161 12H163L165 15L164 16H162V18L164 19H162L163 21H165L166 19L165 18H167V20H169V21H174L175 19L176 20H178V19H181V20H185V15L186 16H189L188 18L186 17V21H188L189 20V22H194V24L196 25L198 22H199V20H200V18H201V20H211L212 18H213V16H217V22L216 23H218L219 24V27H220V32L223 34H221V36L223 37L224 36V34H228V35H231L232 36V41L234 42V43H240V44H243L242 46H245L244 48L242 47V50L244 51V49L246 48V52L244 51V54H243V52H242V55H245V56H247V55H250L251 54V52L252 51H249V50H251V47H249V46H251V45H253V43H252V36H250V35H253V32L255 33V34H257L255 31H253V30H250L251 29V26H253V24H252V18H250V17H248L249 15H247L246 14V16H244L243 18L242 17H240L239 16V10H241V8L242 7H234L235 8V10H237V11H235L232 7V9L231 10H229L228 8L230 7H228V5H227V7H226V5L225 4H223L222 6H221V4L224 2V1H226V4L228 3L227 2V0H221V1H219L220 2V4L218 5V0H214V7H212L213 6V0H209L208 2H206L207 0ZM194 1V2H193ZM196 1V2H195ZM223 1V2H222ZM62 2H63V0H62ZM62 2L60 1V3H61V5H62ZM65 2H71L70 0H68V1H65ZM139 2V3H138ZM141 2V3H140ZM149 2V3H148ZM172 2V3H171ZM191 2V3H190ZM222 2V3H221ZM58 3V2H57ZM132 3V4H133ZM175 3V4H174ZM180 3H181V5H180ZM187 3V4H186ZM209 3V5L207 6V4ZM225 3V2H224ZM4 4H6V5H4ZM64 4V3H63ZM128 4V3H127ZM131 4V6H133L134 7V5H132ZM177 4V5H176ZM188 4H190L189 6H187ZM201 4V5H200ZM58 5H60V4H58ZM139 5H141L142 7H143V9H142V7H138ZM195 5H198V6H195ZM6 6V7H5ZM40 6V8H37V7H39ZM48 6H53V7H48ZM57 6V5H56ZM63 6V5H62ZM149 6V7H148ZM194 6V7H193ZM223 6H225L224 7V9H222V7ZM1 7H3V8H1ZM46 7L48 8V10L46 9ZM187 7V8H186ZM205 7V8H204ZM17 8V9H16ZM52 8H54L55 10H60L57 14H56V12H55V10H51ZM135 8V7H134ZM180 8H182V9H180ZM184 8V9H183ZM188 8H190V10L188 9ZM192 8V9H191ZM217 8V9H216ZM238 8H239V10H238ZM7 9H8V11H7ZM146 9V10H145ZM173 9H174V11H173ZM177 9V10H176ZM193 9H199V11L197 12V15L195 14L196 12H194L195 10H193ZM219 9V10H218ZM226 9H228V10H226ZM10 10V11H9ZM42 10H44L43 12H42ZM144 10V11H143ZM159 10V11H158ZM181 10H183L184 11V13H183V11H181ZM192 10V12H190ZM202 10H203V12L204 13H202ZM207 10H209V12H210V14H209V12L207 11ZM218 10V11H217ZM222 10H224L223 12H222ZM7 11V12H6ZM12 11V12H11ZM41 11V12H40ZM49 11H50V13H49ZM52 11V12H51ZM150 11V12H149ZM207 11V12H206ZM232 11V12H231ZM251 11V10H250ZM4 12V13H3ZM13 12H15V14H17V13H19V15H15V16H13L12 15V13ZM174 12V13H173ZM219 12V13H218ZM222 12V13H221ZM229 14H228V13ZM8 13H10L9 15H8ZM29 13L31 14V18H32V28L36 31V34H37V38H38V41H43V44H38V51L36 52V53H33V55L32 56H30V57H27V61H26V63L28 62V65L31 67V69L34 71L33 73H30V75L32 76V79H30V78H28L27 76L29 75V73L27 74V71H29V72H31L32 70L27 66V64H26V66L28 67L27 69V71H26V67L25 66H23L22 68H24L23 69V72H20L21 73V75L19 74V70L18 69H20L21 68V64L18 62L19 61V59H18V57H20L19 55H21L20 53V51H21V48H24V49H29L30 50V41H29V43H23V41H25V40H27L28 39V37H27V20H28V16H29ZM42 13V14H41ZM47 13V14H46ZM48 13H49V15H48ZM55 13V14H54ZM163 13L161 14V15H163ZM183 13V14H182ZM206 13H208V14H206ZM223 13H225V14H223ZM5 14H7V15H5ZM44 14H46V15H44ZM54 14V15H53ZM222 15V17H221V15ZM238 14V15H237ZM3 15H5V16H3ZM43 15V16H42ZM48 15V16H47ZM224 15V16H223ZM226 16H227V20H226ZM236 16V17H235ZM195 17H197V19H195ZM199 17V18H198ZM219 17H221V18H219ZM223 17H225L224 18V20H223ZM240 18V20H238L239 18ZM20 20H19V19ZM47 19V20H44V19ZM229 18V19H228ZM235 18H238V19H235ZM242 18V19H241ZM250 20H248V19ZM193 19H195V20H193ZM199 19V20H198ZM222 19V20H221ZM232 19L233 20H235V21H232ZM244 19V20H243ZM2 20V21H1ZM11 20H14V21H11ZM18 20V21H17ZM42 20H43V22H42ZM159 20H160V18H159ZM162 20H160V21H162ZM193 20V21H192ZM198 20V21H197ZM200 20V21H201ZM252 24H249V22ZM8 21H11V22H8ZM71 21H73L74 22V20H72L71 19ZM70 20H69V22H68V24L71 22ZM226 22V23H224V22ZM244 21V22H243ZM245 21H247L246 22V24H247V28H248V30H250V31H248V30H246V29H243V28H246L245 26H246V24H245ZM15 22V24H16V27H13V23ZM197 22V23H196ZM221 22V23H220ZM223 22V23H222ZM231 22V23H230ZM233 22H240V23H238L240 26H239V28H238V24L236 23V25L233 23ZM3 23H5V26L7 25V27L9 28H7V27H5V26H2V24ZM80 23V25L77 23V21H75L74 22V24H72V22L70 23V27H71V31H72V33H73V35H74V37L76 38V39H83L82 40V42L85 40V37L86 36H84V35H87V37L89 36V33L88 32H86L87 30H89L88 29V27H87V29H86V24H83V23H81V22H79ZM228 23H230V24H228ZM79 26H82V24H83V26L82 27H79ZM220 24H221V26L224 28V26L225 25H227V27H225L224 28V30L222 29V27L220 26ZM234 24V25H233ZM4 25V24H3ZM51 25V26H50ZM199 25V24H198ZM197 25V26H198ZM51 28H49V27ZM232 27V28H230V27ZM236 26V27H235ZM3 27H4V30H6V28H7V30L6 31H11V33H9V32H4V30H3ZM47 27V29L48 30H46L45 28ZM83 27H85V30L83 31ZM79 28H83V29H79ZM229 28H230V30H229ZM234 28V29H233ZM233 29V30H232ZM237 29H239V30H237V31H239L238 33H237V31L236 30ZM243 29V30H242ZM45 30V31H44ZM234 31L233 32V34H231L232 33V31ZM240 30H242L241 32H243L244 31V33H246V34H242L241 32H240ZM44 32V36L45 37H47V38H49L50 37V39H51V41H50V39H47V38H45L44 36V38H41L40 37V35H42L43 34V32ZM90 31V30H89ZM224 31H226V32H224ZM245 31H247V32H249L248 34V36H250L249 38L247 37V32H245ZM83 32H85V34L83 33ZM47 33V34H46ZM80 33H83L84 35H82V36H84V37H82V36H80L81 34ZM87 33V34H86ZM241 33V34H240ZM252 33V34H251ZM2 34V35H1ZM13 35L12 37L14 38L13 40L11 39V38H9L11 35ZM77 34V35H76ZM8 35H9V37H8ZM79 35V37H77ZM237 35V36H236ZM239 36V37H238ZM241 36V37H240ZM243 36V37H242ZM244 36H246V37H244ZM254 36V35H253ZM7 37V38H6ZM86 37V38H87ZM4 38V39H3ZM238 38V39H237ZM12 40L13 41V43H12V41H9V40ZM45 39V40H44ZM88 39V38H87ZM235 39H236V41H235ZM242 39V40H241ZM2 40V41H1ZM241 40V41H240ZM244 40H245V42H244ZM9 41V42H8ZM79 41V40H78ZM249 41V42H248ZM11 42V43H10ZM51 42V43H50ZM82 42H77L78 44L76 45L77 47L79 46H81L82 47V45H80V44H82ZM86 42V41H85ZM85 42H83L84 44H85ZM242 42V43H241ZM247 42V43H246ZM6 45H5V44ZM250 43H251V45H250ZM260 43V42H259ZM13 44V45H12ZM15 44H18V46L17 45H15ZM51 44H53V49H52V45ZM83 44V45H84ZM247 44V45H246ZM249 44V45H248ZM7 45H8V49H7ZM49 45V46H48ZM3 46V47H2ZM11 46V47H10ZM12 46L14 47V50H13V48H12ZM16 46V47H15ZM46 46H47V48H46ZM2 47V48H1ZM19 47V48H18ZM79 47H78V49H79ZM5 48V49H4ZM248 48H250L249 50H247ZM11 49V51H9ZM15 49H17V54H18V57H17V59H18V61L15 59V56H16V52L15 53H13L14 54V56H13V54H11L12 53V51L14 52L15 51ZM8 50V51H7ZM59 50V51H58ZM79 50H81V48L79 49ZM4 51H7V53L8 52H11L10 54H11V56L12 57H14V59H12V61H13V64H14V66L17 64V67H18V65L20 66V68H14L13 67V65L10 63V62H12L11 60H9V57H7V55L9 56V53L7 54L6 53V59L5 58H3L4 57V55H5V52ZM47 51H50V53H51V51H52V55H48L47 54ZM56 51H58V52H56ZM2 52H4V55L2 54ZM250 52V53H249ZM49 53V54H50ZM42 54V55H41ZM2 56V57H1ZM53 56L56 58V59H53ZM43 57H45V58H43ZM3 58V59H2ZM16 60V64L14 63V61ZM7 61L9 62L8 64H10V66L8 65V64H6L7 63ZM3 62H6V63H3ZM32 62V64L33 65H30L29 63H31ZM49 64H51V65H49ZM7 65V66H6ZM34 65L36 66V67H34ZM52 65H54L55 67H57V68H50V66L52 67ZM11 66L14 68L13 70V73H12V70H11ZM61 66V67H60ZM22 68H21V71H22ZM15 69H16V74H15ZM55 69H57V71L55 70ZM7 70V71H6ZM37 71V73H36V71ZM38 70H39V72H38ZM10 71V72H9ZM25 71V72H24ZM65 72V70H61V72ZM66 71H68V69L66 68ZM49 72V73H48ZM57 74H56V73ZM23 73V74H22ZM24 73H25V75H26V78H28V79H30V83H29V81H27V80H25L26 78L24 77L25 75H24ZM34 73H36V74H38L39 73V75H37L36 76V74H34ZM50 73H52V75L50 74ZM227 74V72L225 71V68H224V71H223V74ZM41 74H43L42 76H41ZM48 74H50V75H48ZM56 74V75H55ZM64 74V75H63ZM222 75V77L221 78H229L228 76H230V73H228L227 74V76L226 75ZM16 75H20L21 77H22V75H23V77L21 78H19V77H17ZM63 75V76H62ZM11 76V77H10ZM36 77V78H38L37 79V81H40V82H37L36 81V79H35V82H37L38 84H36V83H33V80H34V78L33 77ZM30 77V76H29ZM17 78H19L20 80H18ZM23 78H24V80H23ZM39 78H40V80H39ZM22 79V80H21ZM64 79H65V77H64ZM63 79V80H64ZM17 80L19 81V82H17ZM236 80V79H235ZM235 80H233V82H234V84L237 82V80H236V82H235ZM27 81V82H26ZM26 82V83H25ZM21 84V83H25V86H24V84H22L23 85V88L22 89H20L21 87H22V85H21V87H20V85L19 84ZM28 83V84H27ZM238 83V82H237ZM18 84V85H17ZM17 85V86H16ZM33 85V86H32ZM36 85H37V87H39L38 88V90H37V87H36ZM39 85V86H38ZM43 86V87H41V86ZM30 86V87H29ZM264 86V85H263ZM18 87H19V89H18ZM25 87V88H24ZM258 87H261V86H258ZM27 88H29V89H27ZM30 88H31V90H30ZM42 88L44 89V90H42ZM25 89V90H24ZM24 90V91H23ZM36 91V92H35ZM42 91V92H41ZM45 91V93H43ZM262 91L264 92V87H262ZM261 91V92H262ZM38 92H40V93H38ZM227 93H223V94H220L219 95V97H222V98H219V101H221L222 103H220V104H222L227 110L228 109H230V107L231 106H233L234 108H236L237 109V112H240V117H238L239 118V122H234L233 124H231V125H228V126H226L225 124H223V126H222V130L219 128L218 130H221V131H223V132H225V131H228V130H230V128L231 127H233L234 128V133L233 134H231L230 136L229 135H226V136H218V138L221 140V141H227V142H229V146H230V144H231V138H232V136L234 135V134H236V135H238V136H240V139H242V138H244V137H247L248 139H246L245 140V144H243L245 147H247V143L249 142L252 146H253V149L254 148H259V145H260V143H263V142H259V141H264V129H262V128H260L258 125H260V124H263L261 121L263 120L262 119V117L264 118V93H261L260 94V96L259 97H256V94H255V91L254 92H247V91H242V92H238V91H236V90H230V91H226ZM35 93V94H34ZM37 93V94H36ZM241 93V94H240ZM41 94V95H40ZM37 95V96H36ZM241 95V96H240ZM253 95H254V97H253ZM25 97V96H24ZM233 97V98H232ZM235 97H237L236 99H235ZM246 97V98H245ZM241 100H240V99ZM251 98V99H250ZM260 98V99H259ZM234 99V100H233ZM252 99H253V101H252ZM263 99V100H262ZM237 100V101H236ZM244 100V101H243ZM262 100V101H261ZM239 101V102H238ZM232 102V103H231ZM241 102V103H240ZM245 102V103H244ZM253 102V103H252ZM259 102V103H258ZM148 104H150L151 105V103H149V102H147ZM239 103V104H238ZM249 103V105L248 106H245V104L247 105ZM261 103V104H260ZM242 104H244L243 106H242ZM251 105V106H250ZM257 105V106H256ZM261 107H260V106ZM119 107H118V109H119ZM249 107H251V109H252V107H253V111L251 110V109H249ZM10 108H12V110L10 109ZM153 108H155V107H153ZM244 108V109H243ZM245 108H248V109H246L245 110ZM257 108H259V109H257ZM7 109H9L8 111H7ZM139 109V110H140ZM145 111H143V110ZM140 111H143L146 115H147V113L149 114V113H151L152 114V109H150V108H147L146 107V105H145V108L143 107ZM255 109V110H254ZM132 110V111H131ZM248 110V111H247ZM6 111L8 112V113H6ZM28 113H27V112ZM131 111V112H130ZM152 111V112H151ZM229 111V110H228ZM244 111H246V112H248V114L246 115V113H244ZM252 111V112H251ZM16 112V113H15ZM251 112V113H250ZM256 112V113H255ZM259 112V114H257ZM262 112V113H261ZM29 113H30V115H32L33 117H29ZM194 114H196V112H193ZM9 114V115H8ZM114 114V115H113ZM154 114V113H153ZM152 114V115H153ZM256 116H255V115ZM152 115H151V120L147 117V119H146V124L144 123V125H143V127H141V130H142V132H141V134L143 133H147L146 134V138H150V134H151V129H152V126L153 125H155V121H157L156 119H154V122H152L153 121V118L154 117H157V115L155 114V116L154 117H152ZM251 115H252V117H251ZM128 116V117H127ZM148 116V115H147ZM261 116V117H260ZM5 117H7V119H5ZM107 117V116H106ZM118 117V118H117ZM9 118V119H8ZM111 118V119H110ZM254 118V119H253ZM115 119V120H114ZM262 119V120H261ZM107 120V121H106ZM109 120H111V121H109ZM114 120V121H113ZM147 120H148V122H147ZM261 120V121H260ZM112 121L114 122V123H112ZM258 121V122H257ZM2 121H0V124H2L3 125V123L4 122H2ZM112 124V125H109V124ZM5 124V123H4ZM109 126H108V125ZM173 124V123H172ZM2 125L0 126V127H2ZM18 125V126H17ZM89 125H91L90 127H89ZM99 125V127H97V126ZM247 125H249L248 127H247ZM253 125H255V127H252ZM24 126V127H23ZM38 125L36 124V128H38L37 127ZM53 128H52V127ZM108 126V127H107ZM39 127H42V126H39ZM104 127V128H103ZM171 127H172V129H170V131H168V130H166V128H165V132H166V135H168L167 137H169V136H173V135H177V133H175L176 131L175 130H177V127L176 126H174V125H171ZM97 128H99V130L97 129ZM106 128H108V129H106ZM112 128H115L114 130V132L112 131L113 129ZM156 128L158 129L159 127H157L156 126ZM1 130H2V128H0ZM33 129V128H32ZM35 129V128H34ZM43 131H42V130ZM94 129H95V131H96V129L98 130V132H103L104 134V136L102 135V136H91L92 135V133H93V131H94ZM111 129V130H110ZM117 129V130H116ZM120 129H124V128H120ZM237 129H241V130H244V131H242L241 133H236V130ZM0 130V131H1ZM3 130V131H4ZM121 130V132H120V130H119V132H120V134H122V135H118V132H117V135L118 136H120V138H123V137H125L126 138V134L125 133H123V131ZM171 130H174V131H171ZM9 131V132H8ZM125 131V130H124ZM259 131V133H258V135H257V133L256 132H258ZM260 131H261V133H260ZM2 132V131H1ZM10 132H12V133H10ZM37 132V131H36ZM36 132H35V134H34V136L35 135H37L36 134ZM43 132V133H42ZM107 132V133H106ZM169 132V133H168ZM42 133V134H41ZM168 133V134H167ZM32 134V135H33ZM91 134V135H90ZM142 134V136H144L145 137V135H143ZM173 134V135H172ZM259 134H261V135H259ZM66 135H68V136H66ZM70 135V136H69ZM89 135V137H87ZM116 135V134H115ZM115 135H113L114 136V140L111 138V143H112V146L114 147V149H117L116 147H115V145H118L119 144V142H121V139H119V141L117 142V139L115 138ZM148 135V136H147ZM207 135H210V136H207ZM241 135H242V137H241ZM123 136V137H122ZM257 136H258V138H257ZM260 136V137H259ZM261 136H263L262 138V140L260 139L261 138ZM76 137V138H75ZM90 137H91V139H93L94 137H95V139H93V140H91L90 139ZM98 137V138H97ZM100 137H102V139L100 138ZM103 137H105V138H103ZM166 136H165V140H166V145H167V141H168V138H167ZM222 137V138H221ZM73 138V139H72ZM79 138H82L81 136L79 137ZM87 138V139H86ZM125 138H124V141H125ZM171 139L173 140V138L171 137ZM206 139V140H205ZM224 139V140H223ZM260 139V140H259ZM8 140L9 141H11L10 143H11V145H10V143L8 142ZM18 140H24L25 141V143L28 141V143H27V147L26 148H24L25 147V145L23 144V142L22 141H19L18 143H17V141ZM27 140V141H26ZM29 140H35V142H34V148H32L30 151H29V148L31 147V143H29ZM60 142H59V141ZM91 140V141H90ZM256 140H259L258 142L256 141ZM48 141H49V144L51 145V146H47L46 144H48ZM51 141V142H50ZM13 142V143H12ZM15 142V143H14ZM45 142H46V144H45ZM63 142V143H62ZM99 142V141H98ZM117 142V143H116ZM123 142V141H122ZM189 142V141H188ZM257 142V143H256ZM7 143V144H6ZM53 143V144H52ZM114 143H116L115 145H114ZM124 143V142H123ZM122 143V144H123ZM126 143V142H125ZM173 143H174V141H173ZM259 143V144H258ZM1 144V143H0ZM24 145V147H22L23 145ZM93 144V145H92ZM95 144V145H94ZM121 144V143H120ZM119 144V146L121 147L122 145H120ZM127 144H129V143H126L125 144V147H126V145ZM164 144V146H166ZM258 144V145H257ZM18 145V146H17ZM22 145V146H21ZM75 145V143H73V144H71V146H76ZM92 145V146H91ZM130 145V144H129ZM128 145V146H129ZM136 145H138V144H133V146H132V148L130 147V153L131 154H133V152L135 153L136 152V150L135 151H133L132 149H135L136 147L138 148V146H136ZM20 146H21V148H20ZM30 146V147H29ZM45 146H47L46 147V149L47 148H49V150H42V149H44V147ZM119 146H118V150L120 151L121 149H119ZM127 146V147H128ZM200 146H202V148H203V146H205V148L204 149H202V150H200L201 149V147ZM211 146H212V148H213V146H215L214 144H212L211 143ZM53 147H56L57 149H56V151L55 152H57V153H53L52 154V156H51V161H50V163L48 162V159H47V153H49V151H51L50 149H52ZM92 147V148H91ZM197 147V148H196ZM23 148V149H22ZM68 148H70L71 150H73V151H69V152H71L70 154H68V151H65L64 153H63V151H64V149L65 150H69ZM191 148V147H190ZM200 148V149H199ZM122 149L124 150L125 148H124V146L122 147ZM129 149V148H128ZM41 150V151H40ZM58 150H59V153H58ZM122 150V151H123ZM28 151V152H27ZM61 151H62V153H63V156L61 155L60 157H59V155L61 154ZM116 151V150H115ZM124 151H127V152H124ZM123 152L126 154V153H128V150H124ZM213 151V150H212ZM228 151V152H227ZM40 152H41V154H42V156L41 155H39L40 154ZM43 152V153H42ZM47 152V153H46ZM121 152V151H120ZM223 152V151H222ZM45 153V155H43ZM83 153V154H82ZM130 153H128L127 155V159L129 160V155H130ZM170 153V154H169ZM227 153V154H226ZM64 154H66V155H68V156H64ZM73 155V154H75L74 156H71V157H69L70 155ZM55 155H57V158H54L55 157ZM186 155V154H185ZM204 155V156H203ZM42 158H41V157ZM45 156V157H44ZM82 156H84V158L85 157H90L91 159H86L87 160V162H88V160H91V161H93V159L95 160H97V162H98V167L100 168V171L98 172V173H101L103 176L104 175H106V177L104 178V180H105V182H103L102 181V183H104L103 184V186L101 185L102 183L100 182V183H98L100 180H103V179H100V178H102V175H101V177L100 176H97V181H98V179H99V181L97 182L96 180H95V178L93 177V179H91L92 180V182H95V183H97V185H95L94 183H92L91 181H90V179H89V182L90 183H92V185L94 184V186H97V187H94L95 189H97V190H94L95 192H96V194H94L95 192L91 189L92 188V185L88 182V179H86V191H84V192H82L84 189V187H85V185H81L83 182H84V179H83V177H81L80 175H78V177H77V175H75V174H77V173H71V174H69V176L68 175H66V176H68V177H64L65 175H64V171H65V168H63V166L66 164V163H68V165L70 164V161L72 160V164H70V165H72L73 166V164H75L76 162H77V164H75V165H77V168L75 167V165H74V167L73 168H75L74 170L76 171L79 167L81 168L82 166L80 165V166H78L79 165V163L80 162H82L81 164H84L83 163V160H84V158L83 159H80V157H82ZM94 156V155H93ZM102 156V155H101ZM124 156V155H123ZM187 156H188V154H187ZM187 156H184L185 158H184V160H186V158H187ZM201 156V157H200ZM0 157H2V156H0ZM37 157L39 158L38 160H37ZM58 157H59V159H58ZM66 159H65V158ZM68 157H69V159H68ZM74 157H75V159H74ZM53 158V159H52ZM72 158V159H71ZM201 158V159H202ZM44 159V161H42V160ZM57 159V160H56ZM63 159H65V160H63ZM169 161H168V160ZM173 161H172V160ZM224 159H225V161H224ZM39 160H41L42 162L39 164ZM47 162H46V161ZM52 160H54V161H52ZM78 160H81V161H78ZM86 160H85V163H87L86 162ZM166 160V161H165ZM228 160H230L229 158H228ZM10 161H12V162H10ZM37 161H38V163H37ZM59 161V162H58ZM66 161H68V162H66ZM76 161V162H75ZM90 161V164L91 163H93L92 165H95L96 163H94V161L93 162H91ZM101 161V160H100ZM123 161H126V163H124ZM163 161V162H162ZM172 161V162H171ZM58 162V163H57ZM64 162H66V163H64ZM79 162V163H78ZM96 162V161H95ZM205 162V163H204ZM37 163V167H38V164H39V167H38V169H37V167H36V165L35 164ZM45 163V164H44ZM58 164V166H57V164ZM6 164V163H5ZM54 164V165H53ZM56 164V165H55ZM89 164V163H88ZM103 164H101V165H103ZM116 164V165H115ZM120 164V165H119ZM123 164H127L126 166L125 165H123ZM170 164V165H169ZM194 164V163H193ZM230 161L229 162H227V164L226 165H229L230 166ZM36 167H34V166ZM43 165V166H42ZM50 167H49V166ZM51 165H53V166H51ZM69 165V166H70ZM85 165V164H84ZM97 165V164H96ZM95 165V166H96ZM103 165V166H104ZM117 165L120 167V166H123V167H120V169H122V171L120 170V172L121 173H124V171H125V176H126V181H125V176H124V174H123V176H124V180H122L123 182H121L120 180L122 179V177H120L121 175H120V172H119V170H117V168H119V167H117ZM167 165V166H166ZM221 165H223V163L221 164ZM31 166V167H30ZM68 166V168H69V170H70V167ZM104 166V167H105ZM113 166H115V168L116 169H114V171H116V173L115 172H113ZM158 166V167H159ZM169 166H170V169H169ZM29 168V172H30V170H31V174L29 173V174H27V169ZM57 167H59V168H57ZM65 167V166H64ZM88 167H92V166H88L87 165V167H82L81 169L79 168V171H78V174H79V172H81L84 168L86 169V168H88ZM34 170H33V169ZM49 168H50V170H49ZM55 168V169H54ZM62 168V169H61ZM68 168H66V169H68ZM101 168H103L102 170H101ZM127 168H129V167H127ZM156 168V167H155ZM167 168V169H166ZM172 168V169H171ZM214 168V169H215ZM7 169V170H6ZM37 169V170H36ZM58 169H59V171H58ZM84 169V170H85ZM129 169V170H130ZM163 169V170H162ZM215 169V170H216ZM18 170V169H17ZM62 170H64L63 172H62ZM69 170H67L68 172H69ZM133 170H135V172L138 170V172H136V178H134L133 179ZM191 170H192V172H191ZM196 172H194V171ZM198 170V171H197ZM52 171V173H50ZM54 171V172H53ZM56 171V172H55ZM61 171V172H60ZM71 171H72V169H71ZM76 171V172H77ZM162 172L161 174H158V172ZM170 171V172H169ZM171 171H174V173H175V175H172V173L173 172H171ZM218 171V170H217ZM0 172H2V171H0ZM5 172H3L4 173V175H5ZM40 174H39V173ZM48 172V174L46 175L45 173H47ZM60 174H59V173ZM68 172H66L65 174H68ZM83 173L85 172V171H82ZM81 172V173H82ZM105 172H107V171H105ZM104 172V173H105ZM119 172V173H118ZM193 172L195 173V174H193ZM201 172V171H200ZM2 173V174H3ZM9 173V172H8ZM32 173H33V175H32ZM58 173V174H57ZM70 173V172H69ZM80 173V174H81ZM109 173H110V175H109ZM117 173L120 175L119 177L121 178V179H119V183H120V185L122 186H119L118 185V179L116 180V182H117V185H115L114 184V180L116 179V177H117ZM131 173H132V175H131ZM138 173V174H137ZM143 173V174H142ZM219 174V175H222V174ZM1 174V173H0ZM1 174V177H3L4 175H2ZM37 175V177L36 176H34V175ZM44 174V175H43ZM54 174V175H53ZM56 174V175H55ZM85 174V173H84ZM127 174H129V175H127ZM165 174H166V176H165ZM7 175H10V173L9 174H7ZM7 175H5L7 178H8V176ZM31 176V178L29 177V176ZM39 175V176H38ZM57 175H59L58 177H56ZM70 175H72V176H70ZM82 176H83V174H81ZM158 175H159V178H157L158 177ZM4 176V177H5ZM52 176V177H51ZM82 178V180H83V182H81L80 183V181L78 182V183H80V185L82 186V189L79 187V186H77V187H79V188H77L75 185H78V184H76V181H78L79 179H80V177ZM85 176V175H84ZM95 176V177H96ZM130 176V178H128ZM175 176H176V178H175ZM190 176V178H188ZM196 176V177H195ZM0 177V178H1ZM33 177V178H32ZM49 177V178H48ZM69 177L70 178H76L75 180L76 181H74V180H72V179H69ZM99 177V178H98ZM182 177H183V179L184 178H187V179H182ZM193 177V178H192ZM7 178H3V180H6ZM8 178V179H9ZM52 178H56V179H52ZM58 178H60V181L62 182V184H61V182L59 181V179ZM61 178L63 179V180H61ZM139 178V179H138ZM160 178H162V179H160ZM163 178L165 179V180H163ZM217 178V179H216ZM231 178H232V182H231ZM2 179V178H1ZM23 179V180H22ZM32 179V180H31ZM58 179V180H57ZM64 179H68V181H64ZM138 179V180H137ZM144 179V180H143ZM179 179V180H178ZM192 179H194L193 181H195V179H196V181H198L197 183H199V184H197V183H194L193 181H191ZM215 179H216V181H215ZM219 179V180H218ZM223 179V180H222ZM226 179H228V182L226 181ZM2 180V181H3ZM37 180H40L41 181V184H40V181H38V183H36L37 182ZM43 180V181H42ZM48 181V184H47V182L46 181ZM53 180V181H52ZM70 180V181H69ZM81 180V181H82ZM107 180H109L108 182H107ZM130 180H133V181H131L132 182V184H131V182H130ZM160 180V181H159ZM163 180V181H162ZM225 180V181H224ZM9 181V182H10ZM29 181H31V184L29 183ZM36 181V182H35ZM46 182V183H43V182ZM54 181L56 182V183H54ZM186 181V182H185ZM220 181V182H219ZM21 182V183H20ZM23 182L25 183V182H28V184L26 185V183L25 184H23ZM32 182H35V183H32ZM66 182H68V183H66ZM73 182V183H72ZM85 182H84V184H85ZM87 182L89 183V185L87 184ZM113 183V185L114 186H111L112 185V183ZM151 182V183H150ZM167 182V183H166ZM171 182V183H170ZM173 182L175 183V184H173ZM186 184H185V183ZM189 184H188V183ZM219 182V183H218ZM66 183V184H65ZM71 183V184H70ZM108 183V184H107ZM111 183V185H110V187L108 186V188H107V185H109ZM128 183V184H127ZM177 183H180L181 185L179 186L180 188H182L183 187V189H181V191H180V188L178 187V185L179 184H177ZM222 185H221V184ZM225 183H226V185H225ZM235 183V182H234ZM237 183H240V185L239 184H237ZM241 183L243 184L242 186H241ZM20 184H22L21 186H20ZM45 184H47L49 187H47V185H45ZM50 184L51 185H53V186H50ZM69 184V185H68ZM75 184V185H74ZM145 184L147 185V186H145ZM152 184V185H151ZM173 184V185H172ZM177 184V185H176ZM184 184L187 186V184H188V186H190V190H189V188L188 187H186V186H184ZM251 184H252V186H250V188L248 187V189L247 190H245V188H244V190L245 191H247V192H249L250 190H252V193H253V191H255V190H253V189H257L258 187H260V188H258L255 192H257V191H259V190H261V188H264V183L262 184V185H259V186H257V187H254V186H256V185H253V182H251ZM250 184V185H251ZM17 185H19L20 187H16ZM25 185V186H24ZM130 185V187H128ZM157 185V184H156ZM193 185V186H192ZM197 185V186H196ZM208 185H212L213 186V188H212V186H211V188L212 189H210V186H208ZM233 185V186H232ZM11 186H12V188H11ZM14 186V187H13ZM58 186V187H57ZM70 186V187H69ZM72 186V187H71ZM105 186V188H103ZM124 186V187H123ZM169 186H171V187H169ZM204 186V187H203ZM205 186L207 187L206 188V190H205ZM239 186H240V188H242V189H240L239 188ZM249 186V185H248ZM15 187H16V190H15ZM27 187V188H26ZM53 187V188H52ZM60 187H61V189H60ZM74 187H76L77 188V190H80V191H75L76 190V188H74ZM178 187V188H177ZM215 187V188H216ZM218 187L216 188V190H215V192L217 191V189H218ZM223 187V188H222ZM234 187V188H233ZM251 187H252V189H251ZM66 188V189H65ZM69 188H71V190H73V191H71ZM73 188V189H72ZM123 188V189H122ZM148 188V189H147ZM163 188V189H162ZM166 188V189H165ZM170 188V189H169ZM222 188V189H221ZM225 188V189H224ZM226 188L228 189V190H226ZM230 188V189H229ZM2 189H3V191H2ZM7 189V190H6ZM12 189V190H11ZM24 189V190H23ZM51 189V190H50ZM55 189V190H54ZM65 189V190H64ZM75 189V190H74ZM176 189L177 190H179L180 191V193H178V191H176ZM53 190V191H52ZM58 190V191H57ZM91 190V191H90ZM169 190H172V191H169ZM183 190V191H182ZM243 190V191H244ZM249 190V191H248ZM89 191V192H88ZM174 191V192H173ZM264 190H262L261 192L262 193H264L263 192ZM86 192H88V194H86L85 195V193ZM93 192V193H92ZM102 192V193H101ZM111 192V191H110ZM177 192V195L175 194ZM214 191L211 193V194H213V193H215ZM228 192V193H227ZM246 192V193H247ZM90 193H91V195H90ZM98 193V194H97ZM105 193V194H104ZM242 194H243V192H241ZM252 193L249 195V194H247V195H249V196H251L252 195ZM233 195H231L232 197H234ZM26 195H20V198H19V200L18 201H20L21 203L22 202H25V200H24V197H25ZM238 196V197H237ZM241 198L243 197V198H246V195H241L240 196ZM94 198H90V199H94ZM83 199V200H84ZM105 199V200H104ZM263 203H264V201H263ZM231 232H232V234L233 235H235V236H237V235H240V231L238 232L239 234H237V231L236 230H230ZM234 231V232H233ZM227 233H228V231H227ZM237 234V235H236ZM210 247V246H209ZM210 249V248H209ZM224 252H226V251H223V253H220V254H217V256H216V258L217 257H221V258H223V256H226V254L224 253ZM213 253V252H212ZM229 253L230 252H228L227 253V255L229 256ZM258 255H261L260 253H258ZM183 259H187L188 257H182ZM214 260H212V256L211 255H209V256H207L206 258H203V260L201 261V262H199L198 264H208V263H211V262H213ZM245 261H246V258H243V257H241L239 260H237L236 262H235V264H238V263H244L245 264ZM79 262L81 263L82 262V260H79ZM230 262V260H227V261H225V264H228ZM185 264V263H184ZM191 264V263H190ZM213 264H215V262L213 263ZM223 264V263H222ZM259 264H264V257H261L260 258V262H259Z\"/></svg>", "mask_w": 264, "mask_h": 264}, {"label": "snow or ice", "instance_id": "6c2138e0", "mask_svg": "<svg viewBox=\"0 0 264 264\" xmlns=\"http://www.w3.org/2000/svg\"><path fill=\"white\" fill-rule=\"evenodd\" d=\"M36 4H42L43 0H34ZM260 0H247L246 5L242 6L239 16L244 17L246 14L250 13V10H253V6L257 3H259ZM214 0H213V7H214ZM9 8L14 9L15 5L13 3H9ZM13 16H15V12L12 13ZM260 24L261 26H264V11L260 13L259 16ZM13 27H16L15 22L13 23ZM139 24H136L135 22L131 25V30L135 32L139 29ZM55 32L57 36L63 37V42L61 43L59 39L55 42L56 46L59 47L61 50L59 53H57V59L63 57V63L67 65V75L75 78L76 80L82 79L85 77L90 71L91 68L88 64L85 63L84 54L80 52L77 48V41L74 37L71 27L68 23H60L59 21L56 22V28ZM27 37L28 39L23 41V43H29L30 41V50L21 48V56L19 57V63L21 64V67L24 66V64L27 61V57H30L33 55V53H36L38 51V44H43V41H38L36 31L32 28V18L31 14L29 13L28 20H27ZM264 43V40L261 41ZM42 55V54H41ZM46 66V61L43 59L40 62L39 69L40 71H44ZM71 87V85H69ZM129 90H131V85L127 86ZM264 87V86H262ZM262 87H256L255 88V94L257 97L260 96ZM0 92L4 93L6 95V98L8 101L11 102V107L15 109L17 114L20 116V118L24 121L28 127L23 128V131H30L32 128H35L36 125L28 119L17 107V102L14 99L12 91H10L7 87L4 85H0ZM206 94V93H205ZM122 97L124 101H127L129 99V93L124 92L122 93ZM2 115V113H0ZM148 115H152L149 113ZM7 119V117H5ZM154 119L159 120V117H154ZM183 119V117H182ZM90 121H94L97 124H103L104 123V114H94L90 113L84 118H78L75 119L72 123L66 124L63 128L56 129L57 134H72L73 136L80 137L84 134V132L87 131L86 128L83 126L87 124ZM10 124L12 123L11 120L8 121ZM91 125H89L90 127ZM260 128L264 129V124L258 125ZM171 129V125H168L166 122H161L159 128L157 129L155 125L152 126L150 138L146 139L142 146H139L136 149L135 154L129 155V161H128V167L132 168L133 163L135 164V168L138 169L141 166L144 168L145 172V179H148L153 184H157L158 182L155 180V166L156 161L158 158V155H162V150L164 147V144L166 143L165 136V128ZM252 127H255L253 125ZM244 130L237 129L236 133H241ZM92 135L94 136H102L101 132L93 131ZM98 142V140L96 141ZM80 143L83 145L82 151L87 154L89 151V146L87 142L83 139L80 140ZM57 147H63V145H57ZM71 147V145H69ZM181 149L183 153H187L189 150V146L186 144L181 145ZM212 146L209 147L208 150H205V156H206V163L203 166V170L197 174V179L200 181L205 180H212L214 175V152L211 150ZM56 151V147H53L51 151L48 153L47 159L50 163L52 154ZM102 151L105 155L111 156L115 149L112 146L111 143V137L108 138L105 145L103 146ZM0 156L5 157V160H8L9 157H7L3 151V148L0 147ZM231 160L230 166H227V171L229 175L232 178H239L242 181H250L253 182L254 185L259 186L262 182H264V143L260 144V151L253 153L250 149L246 148L243 145V141L240 139V137L236 134H234L231 138V148H230V157ZM67 171V170H65ZM100 171V168L93 165L91 168L85 169V178L91 179L93 178L98 172ZM172 175H175V173H172ZM133 178H136V172L133 170ZM187 227V225H185ZM17 232L20 231L19 225L16 226ZM25 237H27V233L24 234ZM191 237L192 241L194 243V249H195V256L191 259V264H196L197 259L203 260L205 256V247L201 241V238L197 235L194 228L191 231ZM31 240L34 242L35 237H32ZM243 243L246 246V252L249 256L253 255L254 249L252 246L251 238H243ZM24 247L27 248L28 245L25 243ZM39 247V246H38ZM43 251H47V248H43ZM255 251H258L262 257H264V247H259L255 249ZM38 260L43 261V256L38 255ZM245 264H254L252 260H246Z\"/></svg>", "mask_w": 264, "mask_h": 264}]
</instances>
